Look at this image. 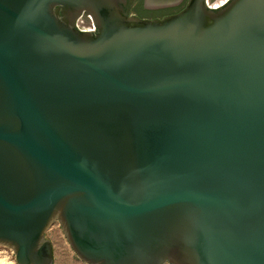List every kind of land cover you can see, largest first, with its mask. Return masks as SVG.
<instances>
[{
  "label": "water",
  "instance_id": "obj_1",
  "mask_svg": "<svg viewBox=\"0 0 264 264\" xmlns=\"http://www.w3.org/2000/svg\"><path fill=\"white\" fill-rule=\"evenodd\" d=\"M136 1L0 0V245L264 264V0Z\"/></svg>",
  "mask_w": 264,
  "mask_h": 264
},
{
  "label": "rangeland",
  "instance_id": "obj_2",
  "mask_svg": "<svg viewBox=\"0 0 264 264\" xmlns=\"http://www.w3.org/2000/svg\"><path fill=\"white\" fill-rule=\"evenodd\" d=\"M46 236L52 241L54 251L53 264H85L82 262L69 246L63 232L55 222L47 230ZM4 261V262H3ZM17 264L11 249L0 245V264Z\"/></svg>",
  "mask_w": 264,
  "mask_h": 264
},
{
  "label": "flooded vegetation",
  "instance_id": "obj_3",
  "mask_svg": "<svg viewBox=\"0 0 264 264\" xmlns=\"http://www.w3.org/2000/svg\"><path fill=\"white\" fill-rule=\"evenodd\" d=\"M184 0L181 4L175 7L147 9L143 5V0H137L131 8V12L137 14L142 18H160L168 14H173L179 11L185 4ZM142 10V11H140ZM141 13V14H139Z\"/></svg>",
  "mask_w": 264,
  "mask_h": 264
},
{
  "label": "crops",
  "instance_id": "obj_4",
  "mask_svg": "<svg viewBox=\"0 0 264 264\" xmlns=\"http://www.w3.org/2000/svg\"><path fill=\"white\" fill-rule=\"evenodd\" d=\"M51 226H52V225H51ZM49 229H50V228H49ZM49 229H48V230H49ZM51 242H52V241H51ZM52 245H53V244H52Z\"/></svg>",
  "mask_w": 264,
  "mask_h": 264
},
{
  "label": "trees",
  "instance_id": "obj_5",
  "mask_svg": "<svg viewBox=\"0 0 264 264\" xmlns=\"http://www.w3.org/2000/svg\"><path fill=\"white\" fill-rule=\"evenodd\" d=\"M140 11H142V10H140ZM139 14H141V13H139Z\"/></svg>",
  "mask_w": 264,
  "mask_h": 264
},
{
  "label": "bare ground",
  "instance_id": "obj_6",
  "mask_svg": "<svg viewBox=\"0 0 264 264\" xmlns=\"http://www.w3.org/2000/svg\"><path fill=\"white\" fill-rule=\"evenodd\" d=\"M4 262V261H3ZM9 264V263H8Z\"/></svg>",
  "mask_w": 264,
  "mask_h": 264
}]
</instances>
